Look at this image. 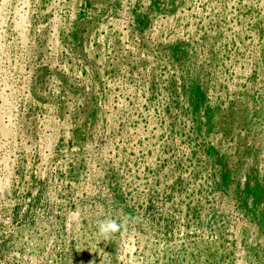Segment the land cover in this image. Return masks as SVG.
Returning <instances> with one entry per match:
<instances>
[{
	"label": "rangeland",
	"instance_id": "obj_1",
	"mask_svg": "<svg viewBox=\"0 0 264 264\" xmlns=\"http://www.w3.org/2000/svg\"><path fill=\"white\" fill-rule=\"evenodd\" d=\"M0 264H264V0H0Z\"/></svg>",
	"mask_w": 264,
	"mask_h": 264
},
{
	"label": "clouds",
	"instance_id": "obj_2",
	"mask_svg": "<svg viewBox=\"0 0 264 264\" xmlns=\"http://www.w3.org/2000/svg\"><path fill=\"white\" fill-rule=\"evenodd\" d=\"M123 226L122 222L117 223L113 219H105L98 224V234L108 238L115 232H117Z\"/></svg>",
	"mask_w": 264,
	"mask_h": 264
}]
</instances>
